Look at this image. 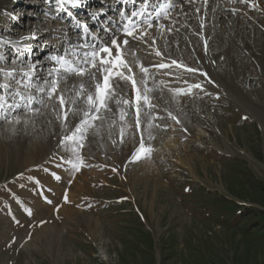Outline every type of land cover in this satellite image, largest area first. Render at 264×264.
<instances>
[{
    "label": "rangeland",
    "instance_id": "rangeland-1",
    "mask_svg": "<svg viewBox=\"0 0 264 264\" xmlns=\"http://www.w3.org/2000/svg\"><path fill=\"white\" fill-rule=\"evenodd\" d=\"M16 1L20 0H0V37L18 40L51 29L46 37L38 33V50L56 45L63 22L49 20L42 11L52 13L44 5L49 0ZM228 1L223 0L234 12L231 16L228 12L223 21L236 18L253 28L243 42L252 38L249 52L237 47L236 55L228 58L222 39L232 31L219 25L216 30L222 39L216 36L214 42L199 44L205 33L213 35L215 29L214 8L211 11L207 6L195 12L202 16L197 24L193 22L200 34L193 31L184 36L190 20L183 24L182 34L173 36L170 31L179 20L174 19L181 17L175 10L162 22L168 30L160 28L166 43L158 39L150 44L156 50L147 52L150 62L167 65L175 60L184 69H171L173 65L168 64L169 70L156 76L164 82L160 92L183 108V113L171 115L179 123L165 115L161 105L153 104V108L150 102V115L140 117L139 127L136 115L126 114L120 123L121 117L108 112L103 121L108 132L96 119L83 147L71 141L65 147L63 135H70L74 128L63 130L60 118L31 117L27 124L0 120V264H264V226L249 228L250 224L264 225V215L255 222L243 218L234 223L231 206L264 213L263 206L249 201L251 184L264 188V62L256 55L263 46L258 20L264 21V0H255L259 9L254 11L240 0ZM68 34L72 39V32ZM31 40H23L25 46ZM157 48L165 58H158ZM211 52V56L223 54L215 70L204 62ZM0 54L11 59L14 50L0 46ZM45 56L41 54L43 58L36 61L46 62L44 69L49 66ZM187 67L202 70L207 78L187 73ZM173 73L183 76L176 81ZM193 83H200L203 90L192 89ZM43 97V106L37 105L34 112L49 110V99ZM150 124L159 127L150 128ZM141 137L145 149L151 151L133 162ZM164 143L169 144L165 150ZM68 150L73 156H68ZM193 186L210 197L191 196L188 192ZM205 205L211 208L204 210Z\"/></svg>",
    "mask_w": 264,
    "mask_h": 264
},
{
    "label": "snow or ice",
    "instance_id": "snow-or-ice-1",
    "mask_svg": "<svg viewBox=\"0 0 264 264\" xmlns=\"http://www.w3.org/2000/svg\"><path fill=\"white\" fill-rule=\"evenodd\" d=\"M83 2L84 0H57L59 5L57 12L66 13L68 17L73 19L77 28H82L84 36L91 39L78 44L68 42L67 47L63 50L64 54L57 53L47 57L49 66L46 69L43 66L38 67L35 60L28 59V53L31 52L30 45L21 46V40L37 39L35 33L31 37L26 36L18 40L0 37V46L14 50L11 59H7L3 54H0V80H2L0 82V90L3 91V94L0 95V120H7L15 124L29 123L31 117L36 114L32 108L33 101H37L41 106L44 104L41 97L33 96V89L46 96L49 100L55 97L58 100V105H54L57 108V118H60L61 115L59 109H65L61 125L62 129L68 131L70 128H74L70 135H63L61 143H64L65 147H70L67 143L68 141H71L76 147H83V140L88 129L93 127V122L96 119H100L103 122L105 119L104 113L112 111L109 104L110 101H114L118 109L121 108V105H127L128 109L133 107L129 99H117L114 89L110 86L114 79V72L115 78L123 80L125 83H128L129 79H131V88L134 91L137 90V81L131 77V68L127 67L118 56L114 60L104 59V55L112 56L113 49L118 50L122 44L127 45L129 43L128 39L124 38L122 42H118L116 34L112 33L108 41H106L111 47L98 44L97 37L89 31L87 24L82 25L81 21L70 10L79 8ZM240 2L248 3V0H240ZM67 6H70V8ZM251 7L259 9V5L255 3V0H253ZM123 15L121 13L122 17ZM136 15V12L132 13V16ZM90 16L91 19L95 20L97 13H91ZM105 33H107V29H105ZM64 35L67 41L66 34ZM125 37H133L135 39L133 33L126 29ZM56 39H59V37H56ZM52 47L55 48L56 45H52ZM77 50L83 54L77 56ZM98 55L100 56L99 59H97ZM156 55L160 56L161 53L157 52ZM70 57L75 58L70 59ZM89 64L91 69L88 67ZM172 65L177 68L180 67L175 60L172 61ZM158 67L166 69L168 65L161 62ZM120 68H124V71L121 72ZM185 71L193 75L198 73L205 78L208 75L194 67H187ZM141 72L146 76L149 73V69L141 68ZM172 75L176 81H179L183 73H173ZM85 76H87L86 81L83 79ZM72 77L80 79L72 80ZM144 79L145 77H141V81ZM70 80H72L71 83L69 82ZM207 82L212 83L211 80ZM92 88L95 89L94 93L90 91ZM191 88L203 90V86L200 83H193ZM205 95L210 94L205 91ZM9 96L12 98V103L8 102ZM135 101L137 108L135 114L136 126L139 127L141 110L145 105L150 104L147 90L137 91ZM66 104L72 107L68 108ZM151 107L155 108L156 106L151 105ZM18 110L24 112L23 117ZM120 115L123 120L126 111L121 110ZM145 115H150V113H145ZM169 116L172 120L179 123L175 116H171V114ZM75 119H78V123L73 124ZM149 127H159V125L150 124ZM148 135L151 137V131H149ZM139 144V150L132 156L133 162H138L141 153L151 151V149H145L143 137H141ZM56 179L60 180V176L57 175ZM63 199L65 203L68 202L67 196H64ZM47 202L50 203V201Z\"/></svg>",
    "mask_w": 264,
    "mask_h": 264
},
{
    "label": "bare ground",
    "instance_id": "bare-ground-1",
    "mask_svg": "<svg viewBox=\"0 0 264 264\" xmlns=\"http://www.w3.org/2000/svg\"><path fill=\"white\" fill-rule=\"evenodd\" d=\"M22 2V0H20ZM20 1H16V3H21ZM89 1H92V4H93V8L95 7L96 11H99L100 10H103L101 8L103 7H109L110 4H108V1L105 2V1H100L99 0H84V2L82 3L85 4V3H88ZM173 2V5H174V8L173 10L171 11L170 14H172L173 11L177 10L179 11V16L181 17H176L177 19H174V21H176V28L173 29V31H170L172 34H174L173 36H178L180 34H182V32H180V30H182V28L184 27V25H186L190 20L192 21V24L190 25L189 24V29L188 31L184 34L185 37H187L188 34H191L193 33H199V27L198 28H194V26H196L195 24H193V22L196 23V20L197 19H202V16L199 14V15H196L195 12H197V10H199V12L203 11L204 7L207 6L210 7V10L212 8H214V15L212 16L211 14V18L214 19L213 20V25L215 27L214 29V32H213V35H211L210 33H205V39H204V42H201V38H200V42L199 44H203V45H207L206 43L209 42L211 43L214 39H216V36H219L218 32L216 29H220L222 27H226L227 30L230 32L232 31V33H228V37L224 39H222L220 36V38L224 41H222L223 43H226L225 45L227 46L226 47V55H228V58H233L236 54L234 53L235 51V48L237 47H240L243 49H246V52H249L247 50H250V48H253L251 47L252 43H251V39L249 42H244V40H247L245 39L246 37L250 36L251 32H252V29L253 28H248L247 26H245V22H242L241 23L236 20V18H230L227 22L223 21L224 17L227 16V13L230 12V15L231 16V13L233 14L234 10L229 7V5H227L226 3L223 2V0H172ZM228 1V0H227ZM230 1V0H229ZM232 1H237V0H232ZM98 3V4H97ZM44 5H49V4H44ZM58 6V5H57ZM48 7H51V5H49ZM70 8V6H67ZM45 12V8H42ZM212 11V10H211ZM57 12V11H56ZM56 12H52L51 15H49V20H53V21H56V20H59L61 22H64V18L63 17H59L57 16L56 18H54L53 16H55ZM198 12V13H199ZM207 12V10L205 11ZM177 13V12H176ZM178 14V13H177ZM207 14V13H205ZM202 15H204V12L202 13ZM208 15V14H207ZM207 19L209 18V16H206ZM205 17V18H206ZM236 17V15H235ZM197 20V21H199ZM204 20V18H203ZM219 20V22H218ZM264 20V19H263ZM172 21V22H174ZM208 21V20H207ZM209 21H210V18H209ZM237 21V22H236ZM245 21V20H244ZM259 21V25L262 26L263 28V33H262V39H263V46H262V51H259V53L257 52L256 55H261L262 58H261V61L264 62V21H261V20H258ZM257 21V22H258ZM261 21V22H260ZM163 20L162 21H159V22H156L154 24H151V27L149 26H144L142 28H140L139 30L135 31L133 33V35L135 36V39H133V37H130V38H127L129 43L127 45H123L121 47H119V49H113V54L111 57L107 56V55H104V59L107 60V59H116L117 56L119 57V59H121L124 64L131 68L132 69V73H131V77L134 78L136 81H137V90L134 91L132 88H131V79H129L128 83H125L123 80H119L117 78H115V72L113 73V81L111 83V87L114 89L115 93H116V96H117V99H120V98H124V99H129L132 104H133V107L131 109H128V106L127 105H121V108L118 109L117 108V105L114 101H110L109 104H110V107L112 109V115L115 114V117H121L120 113H121V110H125L126 111V114L129 115V117H134L135 116V112L137 111L136 109V101H135V95L137 94V91L139 90H143V89H146L147 90V95H148V98H149V101L153 104H157L158 106L161 105L162 107V110L164 112L165 115H169V114H174V115H178L180 114L182 111H183V108H181L177 103L176 101L172 100V98L169 96V94L165 93V94H162L160 92V90L163 88V83L160 79H158L156 76H158V72L162 71L157 65L153 64L152 62H150V59L148 57V54L147 52H156L155 49H150V44L151 42L153 43L155 40L157 41L159 39L158 42L160 43H164L165 40L163 38V35L164 33L161 31L160 28H162V30H168L167 28V24H162ZM256 22V23H257ZM57 23V22H55ZM161 23V24H159ZM209 23V22H208ZM156 24H159L156 25ZM197 24V23H196ZM211 24V23H210ZM258 24V23H257ZM60 25V24H59ZM220 26V28H217V26ZM192 26V27H191ZM212 26V25H211ZM169 27V25H168ZM60 29L62 27H59ZM209 28V27H208ZM261 28V29H262ZM58 29V28H57ZM207 29V28H206ZM51 30V29H50ZM49 29H43V30H40V31H36L34 32L35 35L37 36L38 33H40V36L42 37H46L48 35L51 34V31ZM187 30V29H186ZM202 30V29H201ZM200 30V31H201ZM223 30V28H222ZM63 31H60L58 32V34H56L57 36L56 37H59V38H62L63 36H65L64 34H66L67 36V41L66 40H62L61 39H58V42L62 44H59L57 42V39L55 40L56 41V44L58 46H56V48H59L61 47V55L64 54L63 53V50L64 48L67 47V44L68 42L72 43V44H78V43H82L80 39H73L74 37H69L68 33L66 32H63ZM169 32V31H168ZM169 32V33H170ZM203 32V31H202ZM33 33V34H34ZM116 34V38L118 39V42H122V40L125 38L121 31H115L113 32ZM60 34H62L63 36H61ZM73 34V33H72ZM200 34V33H199ZM234 34V35H233ZM221 35V34H220ZM259 35V34H258ZM202 36V35H201ZM230 36H235L234 39H232ZM260 36V35H259ZM110 36H102L100 38L97 39V43L98 44H101L103 46H108V47H111L109 43H106V41H108ZM162 37V39H160ZM102 38V39H101ZM167 38V37H166ZM181 38V37H180ZM203 38V37H202ZM231 38V39H230ZM169 39V38H168ZM38 40V39H37ZM37 40L35 41H32L31 44H33V46L35 47H31L32 49L34 48V55L37 56L39 53L37 51V48L39 47L38 46V42ZM172 40V39H171ZM240 40V41H239ZM155 41V42H156ZM175 41V40H174ZM65 42V43H63ZM170 42V41H169ZM173 42V41H172ZM214 42V41H213ZM157 43V42H156ZM166 43V42H165ZM164 43V44H165ZM185 43V42H184ZM21 44H25V41L21 40ZM62 45V46H61ZM155 45V44H154ZM168 45V44H167ZM37 46V47H36ZM157 46V45H156ZM164 46V45H163ZM194 46V45H193ZM168 47V46H167ZM202 47V46H201ZM206 47V46H205ZM208 47V46H207ZM224 47V46H223ZM181 48V47H180ZM198 48V47H197ZM52 49V50H51ZM53 48L51 46L50 50L51 51H47L45 53H40L36 60H41L43 57H40L41 54H44L45 57L49 56V53H53L55 52V50L53 51ZM177 49V48H176ZM187 49V48H186ZM193 49V48H192ZM44 51V49H42ZM180 50V49H179ZM205 50V49H203ZM202 50V51H203ZM182 51V50H181ZM36 52V53H35ZM157 52L158 51V48H157ZM183 52V51H182ZM181 52V54H182ZM256 52V51H254ZM163 53V52H162ZM173 53V52H172ZM189 53V52H188ZM212 53V52H211ZM209 53V55L207 56V58L205 59V63H208L209 65H211L212 67L210 68H215V65L217 64L218 60L220 59L221 56H223V54L221 55H218L217 53L214 54V56H211L213 55V53L211 54ZM253 53V52H252ZM251 53V54H252ZM83 53L80 52L79 50H77V56L79 55H82ZM180 54V53H179ZM194 54V53H193ZM206 54V53H205ZM204 54V55H205ZM196 55V54H195ZM199 55V54H198ZM197 55V57H198ZM152 56V55H151ZM200 56V55H199ZM202 56V55H201ZM200 56V57H201ZM255 56V55H254ZM165 58L163 55H160L158 56V58ZM185 57V56H184ZM192 57V56H191ZM190 57V58H191ZM75 57H70V59H74ZM100 58V57H99ZM97 58V59H99ZM157 58V59H158ZM195 58V57H194ZM202 58V57H201ZM236 58V57H235ZM259 58V57H258ZM200 59V58H198ZM201 60V59H200ZM234 60V59H233ZM188 61V60H187ZM202 61V60H201ZM165 62V61H163ZM49 63V62H48ZM200 63V62H199ZM233 63V62H232ZM189 64V63H188ZM195 64V63H194ZM43 65V62L38 66H42ZM168 65V64H167ZM172 65V64H171ZM192 64H190L191 66ZM208 65V67H209ZM194 66V65H193ZM88 67L91 69V65L89 64ZM172 67V66H171ZM170 67V68H171ZM201 67V64L200 66ZM141 68H148L149 69V73L145 76V74L143 72H141ZM121 72L124 71V68H120L119 69ZM177 70V69H176ZM205 70V69H204ZM215 70V69H214ZM213 70V71H214ZM202 71V70H201ZM210 71V70H209ZM162 73V72H161ZM263 75H264V70H263ZM217 75V74H215ZM160 76V75H159ZM141 77H145V79L143 81H141ZM212 77V76H211ZM80 78L78 77H72V80H79ZM85 81L87 80V76H85L83 78ZM72 80H70L69 82L71 83ZM35 90V89H33ZM164 90V89H163ZM90 91H92L94 93L95 89L92 88L90 89ZM32 94H38V92H32ZM33 95V96H34ZM39 96V95H37ZM42 99H44L43 95L40 94V96ZM49 101V110L48 111H45L44 109L42 110V112L39 114L38 110L37 112H35L36 114L33 115L32 117H49L52 115V117H57V108L54 107V105H58V100L54 97L52 100H48ZM10 103H12V100L10 101ZM40 103H38L37 101H33V104H32V108L35 109V107L37 105H39ZM250 104H252L254 106V108L256 107V105H254V102H250ZM256 104V103H255ZM51 107H53V111L51 109ZM66 107L70 108L72 107L71 105H67L66 104ZM136 109H135V108ZM258 109V108H256ZM59 112H60V120L63 121V114L65 112V109H59ZM114 113V114H113ZM145 113H149V111L147 110V105H145L143 107V109L141 110V113H140V117L142 118V120L144 119L143 117H147L148 115H145ZM183 113V112H182ZM182 115V114H181ZM23 117V116H22ZM104 117H109V114L108 112L104 113ZM50 119V118H49ZM119 122L122 123L123 120L121 118H118ZM127 121V119H126ZM102 122V121H101ZM103 123V122H102ZM31 125V124H30ZM101 125V124H100ZM124 125V124H123ZM108 125H105V123H103V126L102 127V130L103 131H107L108 132ZM126 126V125H125ZM144 126V125H143ZM100 127V126H99ZM104 127V128H103ZM122 127V126H121ZM145 128V127H143ZM101 129V128H100ZM31 132V131H30ZM99 132V131H98ZM101 134V133H100ZM156 134V133H155ZM33 138V135L31 136ZM36 140V139H35ZM163 141V140H162ZM69 144V143H68ZM74 146V145H73ZM169 146V144H162V147L165 149H167ZM176 146V145H175ZM171 148L174 147V145H170ZM72 148V147H71ZM70 148V149H71ZM58 149V148H57ZM74 149V148H73ZM77 150V149H76ZM74 151V150H73ZM67 152V151H66ZM73 152H71V150H68V156L70 157L72 155ZM73 156V155H72ZM67 157V156H66ZM69 160V159H68ZM67 169V168H66ZM68 173V172H67ZM52 180V179H51ZM56 182V181H55ZM61 198V197H60Z\"/></svg>",
    "mask_w": 264,
    "mask_h": 264
},
{
    "label": "trees",
    "instance_id": "trees-1",
    "mask_svg": "<svg viewBox=\"0 0 264 264\" xmlns=\"http://www.w3.org/2000/svg\"><path fill=\"white\" fill-rule=\"evenodd\" d=\"M251 190H252V198L249 200L257 205L263 206L264 207V188L260 185V184H255V182L253 184L250 185ZM191 196H195L197 194L200 195L202 200H207V198L210 197V193L203 191L201 188H199L198 186H193L191 189H189L188 192ZM215 203V202H214ZM233 209V212L235 213L234 215V219L233 221L236 222H240L241 220H243V218H247L248 219H252L254 222L255 220L260 217L263 216L264 213L262 211H260L257 208H252V207H234L233 205H231ZM202 208V207H201ZM208 208H211L210 205L207 207V205H205V209L207 210ZM239 224V223H238ZM264 226L262 224H254V225H249V228H255L256 226Z\"/></svg>",
    "mask_w": 264,
    "mask_h": 264
}]
</instances>
